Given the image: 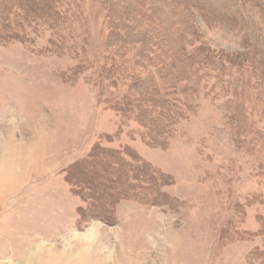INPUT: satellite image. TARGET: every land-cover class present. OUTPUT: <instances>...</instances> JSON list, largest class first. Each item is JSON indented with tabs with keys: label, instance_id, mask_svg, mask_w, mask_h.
Here are the masks:
<instances>
[{
	"label": "rangeland",
	"instance_id": "rangeland-1",
	"mask_svg": "<svg viewBox=\"0 0 264 264\" xmlns=\"http://www.w3.org/2000/svg\"><path fill=\"white\" fill-rule=\"evenodd\" d=\"M253 1L0 0V264H264Z\"/></svg>",
	"mask_w": 264,
	"mask_h": 264
},
{
	"label": "trees",
	"instance_id": "trees-1",
	"mask_svg": "<svg viewBox=\"0 0 264 264\" xmlns=\"http://www.w3.org/2000/svg\"><path fill=\"white\" fill-rule=\"evenodd\" d=\"M236 2L237 4V8H238V11L241 12V13H246L247 15L245 16V19L248 18L249 19V16L251 17V15L253 13H255V7H254V1L253 0H233ZM238 11L236 12L238 14ZM235 14V15H237ZM239 20V18H238ZM209 55H210V58L212 60H216L222 64H231L232 61L229 60L228 58L225 57V55H222L221 52H218V51H208ZM197 55H202L201 53L197 52L196 53ZM206 58L203 59L202 62H205ZM201 64V63H200ZM202 65V64H201ZM96 158V156H91L90 157V160L94 161V159ZM83 163H81L82 165ZM102 209V208H101ZM97 213L98 214H101L102 213V210L98 209L97 210Z\"/></svg>",
	"mask_w": 264,
	"mask_h": 264
}]
</instances>
